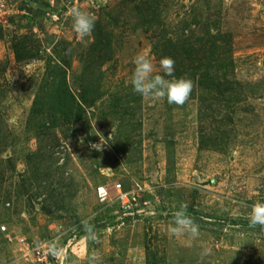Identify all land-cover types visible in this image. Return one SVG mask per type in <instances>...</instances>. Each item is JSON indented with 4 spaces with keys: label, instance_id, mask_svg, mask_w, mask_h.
Listing matches in <instances>:
<instances>
[{
    "label": "rangeland",
    "instance_id": "374dc122",
    "mask_svg": "<svg viewBox=\"0 0 264 264\" xmlns=\"http://www.w3.org/2000/svg\"><path fill=\"white\" fill-rule=\"evenodd\" d=\"M71 7L94 14L89 36ZM139 53L192 80L183 105L132 91ZM182 203L196 238L169 232ZM254 203L264 0H0V264H264Z\"/></svg>",
    "mask_w": 264,
    "mask_h": 264
},
{
    "label": "clouds",
    "instance_id": "9594fccd",
    "mask_svg": "<svg viewBox=\"0 0 264 264\" xmlns=\"http://www.w3.org/2000/svg\"><path fill=\"white\" fill-rule=\"evenodd\" d=\"M69 13L72 17V28L78 37L89 36L94 29L96 18L93 13L79 7H71ZM132 63L134 69L131 74V89L134 93L147 98H166L169 104L183 105L189 98L193 82L189 78L176 77L174 75L175 61L169 56L161 57L159 61L161 73L154 74V65L151 58L143 53L137 54ZM101 144H92L91 147L97 151L102 150ZM98 191V189H97ZM98 194V193H97ZM186 203L180 204L173 212L172 225L169 232L175 237L188 236L196 238L200 233V226L187 211ZM85 229L87 239L96 241L98 239L90 218L81 221ZM250 228L260 227L264 229V203H254L248 215ZM39 246V244H37ZM48 251L52 255H58L59 249L54 244H49Z\"/></svg>",
    "mask_w": 264,
    "mask_h": 264
},
{
    "label": "built area",
    "instance_id": "2783aa9c",
    "mask_svg": "<svg viewBox=\"0 0 264 264\" xmlns=\"http://www.w3.org/2000/svg\"><path fill=\"white\" fill-rule=\"evenodd\" d=\"M115 189L118 192L117 199L121 202L123 209L125 210L131 209L132 201L136 200V196L134 194L131 195V193H127L126 191H124L120 184H117L115 186ZM97 193L101 201H107L109 199V193L105 187H99ZM2 230L5 229L2 228Z\"/></svg>",
    "mask_w": 264,
    "mask_h": 264
}]
</instances>
